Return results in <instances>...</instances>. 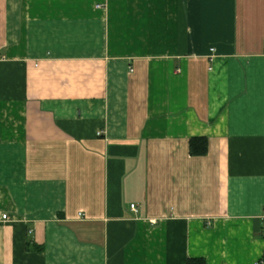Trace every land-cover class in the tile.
<instances>
[{
    "label": "crops",
    "instance_id": "crops-1",
    "mask_svg": "<svg viewBox=\"0 0 264 264\" xmlns=\"http://www.w3.org/2000/svg\"><path fill=\"white\" fill-rule=\"evenodd\" d=\"M263 215L264 0H0V264H256Z\"/></svg>",
    "mask_w": 264,
    "mask_h": 264
},
{
    "label": "trees",
    "instance_id": "trees-1",
    "mask_svg": "<svg viewBox=\"0 0 264 264\" xmlns=\"http://www.w3.org/2000/svg\"><path fill=\"white\" fill-rule=\"evenodd\" d=\"M191 152L192 154H206L207 152V140L205 138H194L191 140ZM188 264H205L201 259H189Z\"/></svg>",
    "mask_w": 264,
    "mask_h": 264
},
{
    "label": "built area",
    "instance_id": "built-area-1",
    "mask_svg": "<svg viewBox=\"0 0 264 264\" xmlns=\"http://www.w3.org/2000/svg\"><path fill=\"white\" fill-rule=\"evenodd\" d=\"M131 207H132L133 210H136L137 211L135 204H132ZM4 218L6 219L7 216L4 215ZM262 233H263V237H264V215H263V228H262ZM256 264H264V253H263L262 257L260 258V260Z\"/></svg>",
    "mask_w": 264,
    "mask_h": 264
}]
</instances>
